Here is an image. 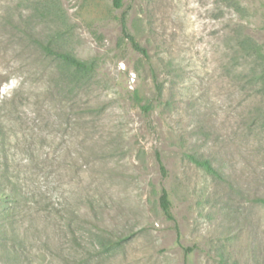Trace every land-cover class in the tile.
Masks as SVG:
<instances>
[{
	"label": "rangeland",
	"instance_id": "rangeland-1",
	"mask_svg": "<svg viewBox=\"0 0 264 264\" xmlns=\"http://www.w3.org/2000/svg\"><path fill=\"white\" fill-rule=\"evenodd\" d=\"M0 131L22 264H264V0H0Z\"/></svg>",
	"mask_w": 264,
	"mask_h": 264
},
{
	"label": "trees",
	"instance_id": "trees-1",
	"mask_svg": "<svg viewBox=\"0 0 264 264\" xmlns=\"http://www.w3.org/2000/svg\"><path fill=\"white\" fill-rule=\"evenodd\" d=\"M124 0H112V4L115 8H120L123 4ZM121 27L123 33L126 35V37L129 39L131 45L134 49L142 52L145 54V49L141 47L134 38L126 32L125 29V22L124 19H121ZM66 65L69 69H72L75 74H88L91 70L90 65L87 63L80 61L66 53H61L57 51L50 50ZM145 109H147V106H145ZM5 145V137L2 131H0V239L5 238L8 240L11 245L4 244L3 247L0 246V248L3 250V252L6 255V259L8 260L9 264H22V260L20 257V253L18 252L17 246H21L23 243V239L21 236H10L7 237V232L4 229V225H2V220H8L9 218V210L7 211V208H10L11 204H16L19 198H21L20 195H22L18 191V187L15 184V181L11 177V172L9 171L8 164L6 163V153L4 150ZM158 158V162L160 165V169L162 173L165 175V169L161 162V160ZM190 158L199 166L203 167L205 170H207L211 174H217L215 169L212 167L210 161L208 159H198L194 156H190ZM1 188H7V189H1ZM261 203L264 205V198L260 199ZM159 205L163 212V214L169 218L173 219V215L171 212V201L169 198V194L167 190L164 187H161L160 189V195H159ZM2 223V224H1ZM176 232L178 233V228H176ZM6 236V237H5ZM187 251L191 250L190 248H186Z\"/></svg>",
	"mask_w": 264,
	"mask_h": 264
},
{
	"label": "built area",
	"instance_id": "built-area-1",
	"mask_svg": "<svg viewBox=\"0 0 264 264\" xmlns=\"http://www.w3.org/2000/svg\"><path fill=\"white\" fill-rule=\"evenodd\" d=\"M133 79V78H132Z\"/></svg>",
	"mask_w": 264,
	"mask_h": 264
}]
</instances>
